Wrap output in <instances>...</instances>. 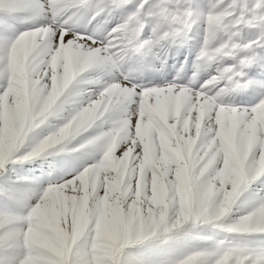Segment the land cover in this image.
<instances>
[{"label": "snow or ice", "instance_id": "1", "mask_svg": "<svg viewBox=\"0 0 264 264\" xmlns=\"http://www.w3.org/2000/svg\"><path fill=\"white\" fill-rule=\"evenodd\" d=\"M144 0L106 41L74 31L82 11L109 15L132 0H0V12L24 13L35 21L51 13L52 23L18 34L0 55V170L18 154L27 135L44 122L72 81L99 65H119L163 41L186 36L191 7L173 0L149 6ZM223 4V0H221ZM153 9H158L154 11ZM152 37L141 42L144 28ZM7 25L5 28L7 29ZM243 27L260 30V40L234 43ZM226 42L214 44L217 33ZM264 50V0L213 3L201 59L235 57L199 88L169 83L147 89L114 83L35 149L40 153L86 132L110 112L135 105L103 140V158L78 174L54 182L24 216L0 213V264H120L132 242L163 245L158 264H264V197L249 214L230 221L242 188L264 178V98L252 107L228 106L223 99L241 88L244 68ZM40 57L47 67L35 71ZM120 150L117 152V144ZM20 223L19 229L15 227ZM220 229L224 239L204 235ZM256 240L259 246H251ZM206 242L182 258L179 244ZM6 249V251H4Z\"/></svg>", "mask_w": 264, "mask_h": 264}, {"label": "rangeland", "instance_id": "2", "mask_svg": "<svg viewBox=\"0 0 264 264\" xmlns=\"http://www.w3.org/2000/svg\"><path fill=\"white\" fill-rule=\"evenodd\" d=\"M93 2H98V0H93ZM161 2L162 0H148L147 4H145L143 12L148 20L152 19V12L149 10V6L159 5ZM231 2L232 0H223V4H221V0H173L174 5H179L181 8L190 6L193 11V22L187 36L188 48L193 55L201 57L204 50L207 40V16L211 14V6L213 3L220 5L222 10L224 6ZM238 2H242V0H238ZM246 2L253 3L254 0H246ZM141 3H144V0H132V3L127 7L112 12L110 15L107 12L102 13L101 17L96 16L94 10L90 11L88 15L86 11H82L78 17L70 21V26L71 28L73 27V30H75L74 27L79 26L75 31L81 32L80 28L93 20H101L102 23L112 22L109 28L111 34L113 29L127 21L128 17L136 11ZM153 10L158 11V9ZM120 14L123 15L122 18L115 19V17L120 16ZM49 19H52L51 13H47L46 16L44 14L33 21L24 13H18L15 17H12L0 12V55H3L6 48H10L11 42L18 34L34 27L47 26L52 23ZM13 20H16L18 25H16ZM5 25L8 26L7 29ZM145 28L146 31L143 35V42L150 40L152 37V25L148 24ZM260 35V30L256 27H243L239 35L233 36L232 40L234 43L240 44L243 47L248 43L259 41ZM92 38L98 39L97 37ZM228 38L226 32H218L214 44L219 46V42H226ZM107 39L108 38H103L102 40L106 41ZM176 49V45H172L169 40L163 41L161 44L150 49L147 44L145 45V52L150 53L152 57L155 56L154 60L157 63H160L165 56L174 55ZM255 53H261V55L255 56V58L249 57L251 62L254 63V68L249 70V63L247 67L244 68L245 76L240 80L241 84L246 85V88L248 87L247 92H242L243 89L240 88H233V90L227 93L223 98L226 105L252 107L264 98V74L260 72L263 70L262 68H264V50L260 47H256L253 55H255ZM128 57L124 59L126 67L131 66V60L133 61L132 57H130L131 60ZM245 58V53L238 52L235 57H225L221 60L213 61L212 73L205 74L204 79L197 87L199 88L208 80L218 75L223 67L237 65L240 60ZM48 59L47 57H42V60L39 58L35 71L39 72L45 69ZM100 69L102 71L107 69L112 75L103 78L102 75H100ZM118 69L117 65L113 66L107 64L101 65L96 71L90 68L80 73L59 98L51 114L46 117L42 124L28 133L18 154L8 160L5 168L0 170V213L8 212L16 216L26 215L30 211V207L37 202L33 194L40 188V184H38L37 181H44L47 178L48 187L53 186L54 182L78 174L79 171L98 163L103 158L108 142L102 138L106 133L112 131L114 126L120 121L117 114L112 115L113 112H110L103 119L94 123L86 132L70 137L54 148L46 149L40 153H35L34 149L45 138L57 132L68 123L73 116L86 107L91 101L96 99L99 94L108 87L106 83H117L118 80L116 79V75L119 72ZM92 73H94L96 77H102L103 79H97L95 84L92 80L88 79ZM192 74H194V71L190 72V75ZM176 78L177 77L174 76L173 83L177 82L176 84L186 85L185 81H177ZM137 79L131 80L136 81ZM4 85L5 81L0 78V89H2ZM164 85L165 84H153L150 87ZM131 86L133 85L131 84ZM119 150L120 144L118 143L117 152H119ZM262 197H264V178L258 177L256 181L242 188L238 194L229 216L230 221L239 220L241 217L249 214L254 207L258 206L259 200ZM20 226L19 222L15 225L17 229H19ZM201 227L204 228V235L214 239H224L225 236L228 235L220 229H211L205 226ZM204 243L206 242L189 241L184 244H179L177 250L173 253V257L177 259L182 258L193 249L201 248ZM259 244L260 241L256 240L251 246L257 247ZM162 247L163 245L161 242L155 239L151 241L132 242L122 250L119 257L120 264H158V259L162 254L160 251ZM4 251H6V249Z\"/></svg>", "mask_w": 264, "mask_h": 264}, {"label": "bare ground", "instance_id": "3", "mask_svg": "<svg viewBox=\"0 0 264 264\" xmlns=\"http://www.w3.org/2000/svg\"><path fill=\"white\" fill-rule=\"evenodd\" d=\"M89 13H90V11H86L87 15ZM46 15L47 14H45V16ZM101 15L99 17H101ZM122 16L123 15L120 14V16L115 17V19H120V18H122ZM49 20H51V22H53L52 19H49ZM13 21L15 22L16 25H18V22L16 20H13ZM81 21H82V18H81ZM87 22H88V20H87ZM110 23H112V22L102 23L101 20H99V21L93 20L88 24L87 23L84 24L80 28V30L86 36H89V37L91 36L94 38L97 37L98 38L97 40L99 41V40H102L103 38L109 37V35H110L109 28L111 26ZM80 24H81V22H80ZM78 27H74L75 30ZM145 31H146V28H144V31H143L144 34H145ZM188 34H189V31L187 32L186 36L177 37L175 40H169V42L172 45L173 44L176 45L177 49H176L174 55H168V56L163 57L162 60L160 61V63H157L154 60L155 56L152 57V55L150 53L145 52V48L142 50L141 53H135V54L130 55V57H132V59H133V61H132L130 59V57H128L131 60V63H132L131 66L126 67L124 60L122 61V63L117 65L119 68L118 69L119 72L116 75V79L118 80L117 83H128L129 86H131L132 83L130 82V80L138 78L136 81H139L140 83L132 84V85H135L139 88L147 89L148 87H150L153 84H159V85L165 84L164 86H166L169 83H173L172 81L174 80V76H176L177 81L183 80L186 82L185 86L197 87L201 83V81L204 79L205 74L212 73L214 62H207V61L201 59V57H197V56L193 55V53L188 48V46H189L188 40H187ZM128 58H127V60H128ZM40 59L42 60V57H40ZM100 66L101 65L94 66L91 68L95 69V71H96V69L100 68ZM253 68H254V63L250 62L249 70H251ZM262 69L263 70L260 72H262L264 74V68H262ZM106 70L105 71H102L101 69L99 70L100 75H102L103 78H106L109 75H112V73H110V71H108V70L106 71ZM191 71H194V74L190 75ZM102 77H100V78L96 77L95 74L92 73V75L90 74L88 79L92 80L96 84L97 79H103ZM114 77H115V74H114ZM108 83H106L108 85V87L110 85L114 84V83H111V84H108ZM242 85H244V84H242ZM161 87H163V86H161ZM247 88L245 86V87H241L240 89H243L242 92H247ZM235 89H237V88H235ZM243 95H245V94H243ZM241 102H243V101H241ZM133 107H135V105H129L127 109H123V110H120V109L114 110V111H112L113 112L112 115L117 114V116L120 118V121L124 120V119H128L129 118L128 114L131 112ZM37 182H38V184H40V188L38 191H35V193H33L34 196L36 197V201H38V199L42 196L43 192L46 191V189L48 188L47 178L44 181H37Z\"/></svg>", "mask_w": 264, "mask_h": 264}]
</instances>
